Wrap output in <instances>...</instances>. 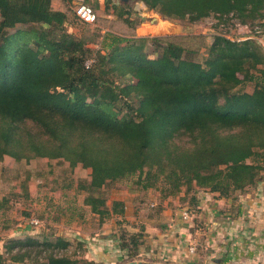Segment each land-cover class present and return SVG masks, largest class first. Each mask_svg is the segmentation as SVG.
Instances as JSON below:
<instances>
[{
    "label": "trees",
    "instance_id": "obj_1",
    "mask_svg": "<svg viewBox=\"0 0 264 264\" xmlns=\"http://www.w3.org/2000/svg\"><path fill=\"white\" fill-rule=\"evenodd\" d=\"M50 1L0 0V162L41 157L89 168L81 188L100 223L117 211L101 189L133 175L144 190L161 185L164 198L184 187L190 205L194 187L227 197L264 178V48L256 38L217 34L198 62L191 41L138 36L142 22L124 4L118 21L102 20L91 48L75 20L92 25L98 16L82 22L72 4L68 20ZM138 1L167 18L213 14L264 33V0ZM118 239L126 255H138L142 232ZM68 246L60 236L9 238L0 264L8 254L29 259L31 247L51 252L24 264H92L58 254Z\"/></svg>",
    "mask_w": 264,
    "mask_h": 264
},
{
    "label": "rangeland",
    "instance_id": "obj_2",
    "mask_svg": "<svg viewBox=\"0 0 264 264\" xmlns=\"http://www.w3.org/2000/svg\"><path fill=\"white\" fill-rule=\"evenodd\" d=\"M53 1H50L52 9L65 12L68 20L73 19L70 7L77 0H72L71 4L68 0H56L55 5ZM79 2L92 7L98 16L99 21L92 25H84L75 20L74 28L77 34L83 29L81 35L89 41L88 46L91 48H96L101 39L100 35L105 32L102 20L118 21L116 6L124 4H126L124 8L129 9L131 18L135 22H142L137 30L138 36H162L168 39L176 37L177 40L183 38L191 41L190 46L195 50L192 58L198 62L206 58L208 46L217 34L234 39L251 36L264 48V33H261L258 27H255L254 32L248 25L247 28L242 26L239 21L233 20L226 24L213 14L188 16L179 20L148 10L138 0H79ZM19 27L22 25H17L15 29ZM89 178L90 169L80 164L70 167L68 162L57 159L38 157L26 160L5 156L0 162V253H7L5 244L9 238L33 237L42 241L43 237L60 236L69 242V246L57 251L58 254L67 255L81 262L98 264L88 260L86 255L97 251L104 252L106 249L109 252L113 249L115 253L117 251L123 253L125 259H137L140 251L146 249L148 245L146 244L148 232L144 220L162 217V210L165 207L171 209L186 207L184 210L188 211L189 217L190 211L199 210L197 206L200 197H214L228 201V210H232V215L237 217V202L241 203V198H248V193L264 188V178L227 197L220 196L218 192L194 187L189 193L195 192L197 202L190 205L182 201L184 187L176 196L164 198L160 192L161 185L144 190L137 185L136 175H133L127 179L109 182L101 189L99 195L105 198L107 209L114 208L117 211H110L109 216L100 223L98 215L90 211L91 198L87 189L81 188L87 184ZM244 213L245 216L242 213L240 219L236 220V228H240L237 235L229 236L234 239L231 240V253L233 250L237 252L243 249L244 246L247 253L260 251L264 253V224H260L264 222V217L259 219L260 216L252 215L250 209ZM33 219H37L38 223L33 224L31 222ZM202 223L200 219V224ZM126 232L143 234V241L136 257H129L125 250L119 247L118 238L124 233L126 235ZM98 240L104 243L100 247L95 244ZM194 249L195 245H190L189 250L193 252ZM29 251V259L20 262L9 259L10 254L6 255L5 264L42 262L51 252L48 250L41 252V248L37 247H31Z\"/></svg>",
    "mask_w": 264,
    "mask_h": 264
},
{
    "label": "crops",
    "instance_id": "obj_3",
    "mask_svg": "<svg viewBox=\"0 0 264 264\" xmlns=\"http://www.w3.org/2000/svg\"><path fill=\"white\" fill-rule=\"evenodd\" d=\"M55 3L56 0L53 1ZM247 195L248 198H241V203L237 202V217L232 215V210H228V201L214 197H200L199 210H189L190 216L185 219L181 212L186 207H165L162 217L144 220L148 245L140 251L137 259H125L123 253H115L113 249L110 252L106 249L104 252L88 253L87 259L98 264H264V253L261 251L247 253L244 246L231 253V240L234 239L229 236L237 235L240 228H236V220L240 219L242 213L245 216L244 211L250 209L252 215L260 216L259 219L264 217V188ZM95 244L100 247L104 243L98 240ZM193 244L195 249L191 252L189 248Z\"/></svg>",
    "mask_w": 264,
    "mask_h": 264
},
{
    "label": "built area",
    "instance_id": "obj_4",
    "mask_svg": "<svg viewBox=\"0 0 264 264\" xmlns=\"http://www.w3.org/2000/svg\"><path fill=\"white\" fill-rule=\"evenodd\" d=\"M73 11H74L75 16L82 22L93 23L95 21L96 15L94 13L93 8L87 4L79 2V0L75 1L74 5H73ZM242 26L247 28V25L242 24ZM256 31L258 32V30H256ZM250 37H244V38H240V39L237 38L236 40H242V39H246V38H250ZM232 39H234V38H232ZM183 217L184 218L188 217L187 211H185V210L183 211ZM31 222L33 224H37L38 220L33 219Z\"/></svg>",
    "mask_w": 264,
    "mask_h": 264
},
{
    "label": "water",
    "instance_id": "obj_5",
    "mask_svg": "<svg viewBox=\"0 0 264 264\" xmlns=\"http://www.w3.org/2000/svg\"><path fill=\"white\" fill-rule=\"evenodd\" d=\"M123 1H125V0H123ZM124 264H134V262H127V263H124Z\"/></svg>",
    "mask_w": 264,
    "mask_h": 264
}]
</instances>
